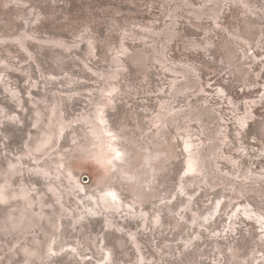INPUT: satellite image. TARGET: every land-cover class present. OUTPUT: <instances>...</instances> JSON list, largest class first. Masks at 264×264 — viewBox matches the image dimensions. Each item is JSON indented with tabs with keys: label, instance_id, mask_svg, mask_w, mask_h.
<instances>
[{
	"label": "rangeland",
	"instance_id": "rangeland-1",
	"mask_svg": "<svg viewBox=\"0 0 264 264\" xmlns=\"http://www.w3.org/2000/svg\"><path fill=\"white\" fill-rule=\"evenodd\" d=\"M0 264H264V0H0Z\"/></svg>",
	"mask_w": 264,
	"mask_h": 264
}]
</instances>
